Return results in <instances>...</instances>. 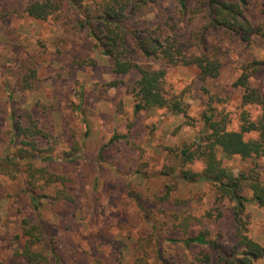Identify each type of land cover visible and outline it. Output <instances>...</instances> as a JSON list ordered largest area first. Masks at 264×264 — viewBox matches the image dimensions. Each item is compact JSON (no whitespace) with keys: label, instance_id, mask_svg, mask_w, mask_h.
<instances>
[{"label":"rangeland","instance_id":"374dc122","mask_svg":"<svg viewBox=\"0 0 264 264\" xmlns=\"http://www.w3.org/2000/svg\"><path fill=\"white\" fill-rule=\"evenodd\" d=\"M28 1L0 0V11L8 13L0 18V106L7 100V84L10 83V89L15 84L16 80H10L9 69L16 66L17 57L41 55L39 87L29 93L15 92L14 100L19 101L15 109L27 107L41 122L47 123L45 127L54 137L42 145L54 148L51 153L54 160L42 158L37 166L46 167L52 174L73 176L75 183L71 190L75 198L74 202L56 205L45 202L37 215L27 204L23 191L25 176L18 175L14 180L0 176V260L5 264H25L16 255L22 239L17 237L18 227L24 217L32 215L46 221L50 236L58 244L60 264H120V261L133 264L142 256L137 248L141 237L153 236L154 245L159 234L181 235L180 228H167V223L171 227L178 223L176 219L184 211V215L204 216L201 222L190 226L191 233L208 227L212 233L219 232L225 248L229 247L236 233L232 205L224 202L223 217L217 219V203L210 186L183 180L179 170L170 174L173 159L168 148L195 140L197 128L188 125L183 114L165 109L135 112L130 91L138 74L112 72L108 57L93 50L85 34L71 37L72 30H64L53 19L39 21L27 16L24 8ZM176 3L177 0L161 1L162 7L171 12ZM146 18L154 22L157 16L150 14ZM188 21L182 24L184 32L198 26L196 21ZM62 36L69 40L68 45L59 39ZM219 39L216 41L224 61L219 77L203 84L195 69L170 66L166 69L165 89L170 95L182 92L190 104V114L199 117L209 101L203 90L206 87L215 96L212 105L222 114L228 113L230 129L239 130L243 115L256 119L263 114L260 106L242 104V89L235 87L234 82L245 59H264V41L258 38L247 48L223 36ZM80 58L88 59L86 66L73 62ZM147 62L154 68L161 67L159 61ZM113 82H124L129 87L123 84L112 87ZM253 85L264 86V75L256 77ZM44 105L50 110L49 115L43 113ZM7 122L0 115L1 127L8 128ZM115 135L120 136L113 139ZM255 136L247 134L246 138ZM15 144L11 145L7 138L0 143V153L5 154ZM74 146H78L77 152ZM78 152H82L80 158L67 162L69 154L74 156ZM218 157L234 173L248 172L257 165L264 179V157H226L221 151ZM184 168L199 171L203 162L195 161ZM56 185L51 184L45 193L57 191ZM169 190L171 200L161 202L159 197ZM207 212L212 217H207ZM243 220L252 238L264 244V208L249 205ZM202 249L210 252L212 263L216 262L217 256L211 249H187L168 241L161 245L163 257L174 264H203L197 259ZM254 264H264V259Z\"/></svg>","mask_w":264,"mask_h":264},{"label":"trees","instance_id":"16d2710c","mask_svg":"<svg viewBox=\"0 0 264 264\" xmlns=\"http://www.w3.org/2000/svg\"><path fill=\"white\" fill-rule=\"evenodd\" d=\"M161 1L30 0L24 13L39 21L53 19L64 30H72L71 37L78 33L85 34L92 49L108 57L112 72L119 75L136 72L138 78L130 91L134 97L135 112L165 109L174 114H183L187 124L197 128L198 137L168 148V154L173 159V164L169 166L170 174L179 170L183 180L210 186L217 203V219L223 217L221 206L224 202L232 205L236 233L229 247L225 248L219 232L212 233L208 227L191 233L190 226L201 222L204 216L184 215V211L176 219L179 222L172 227L164 223H167V228H180L181 235L172 237L159 234L154 245L153 236L141 237L137 241V248L142 256L133 264H174L162 255L161 245L164 241L181 244L187 249L203 247L213 250L217 256L214 263L208 250L200 251L197 259L203 264H254L264 259V244L249 234L243 215L251 204L264 208V179L257 165L248 172L234 173L223 165L218 152L221 151L226 157L240 156L243 159L264 157V86L253 85L256 77L264 75V59H245L234 82L235 87L242 89L243 105H256L263 110V114L256 119L243 115L239 130L230 129L228 113L222 114L212 105L215 96L206 87H203L209 97L204 104L206 109L199 117L192 116L190 104L182 92L170 95L166 91L165 77L168 67L179 65L195 69L198 80L203 84L219 77L224 61L216 39L223 36L229 41L245 44L247 48L255 44L258 38L264 41V0H177L172 12L163 8ZM7 14L0 11V18ZM150 14L157 16L154 22L147 21L146 17ZM186 19L190 20L188 23L196 21L198 26L184 32L182 24ZM59 39L68 45L69 40L66 41L64 36ZM55 47L59 50L57 44ZM40 58L39 54L20 59L17 57L16 66L9 69L10 80H16L15 84L12 89L10 83L7 84V100L0 106V115L8 121V128L0 125V143L7 138L11 145L16 143L13 149L5 151V154L0 153V176L12 180L18 175L25 176L23 191L27 204L37 215L45 202L56 205L62 201L74 202L75 198V192L71 190L75 183L73 176L52 174L46 167L37 166L40 160H54L51 155L54 148L42 145L54 137L53 132L45 127L47 123L41 122L27 107L20 105L15 109L16 105L19 106V101L14 100L15 92L29 93L39 87ZM87 60L80 58L73 62L86 66ZM147 60L159 61L161 67L154 68ZM120 84L126 85L124 82H113L110 86L119 87ZM43 113L50 114L46 105L43 106ZM253 133L255 137L246 138L247 134ZM119 136L115 135L113 139ZM74 148L76 152L79 149L78 146ZM44 152L49 154L42 157ZM81 154H69L67 162H75ZM195 161L203 162L202 170L184 168ZM56 183L57 191L45 193L51 184ZM170 192L159 197V200L168 203L171 200ZM206 214L212 217L210 212ZM18 228L17 237L22 239L16 255L25 264L61 263L58 244L50 236L44 219L33 215L24 217ZM0 264L5 263L0 260ZM120 264L123 262L120 261Z\"/></svg>","mask_w":264,"mask_h":264}]
</instances>
